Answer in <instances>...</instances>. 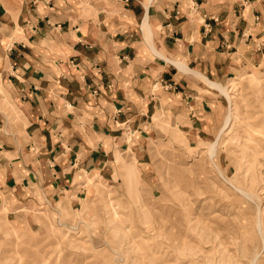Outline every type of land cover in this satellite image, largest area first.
Masks as SVG:
<instances>
[{"label":"crops","instance_id":"1","mask_svg":"<svg viewBox=\"0 0 264 264\" xmlns=\"http://www.w3.org/2000/svg\"><path fill=\"white\" fill-rule=\"evenodd\" d=\"M264 66V0H0V196L63 193L165 111L200 137L222 124L216 84ZM192 111V112H191Z\"/></svg>","mask_w":264,"mask_h":264},{"label":"rangeland","instance_id":"2","mask_svg":"<svg viewBox=\"0 0 264 264\" xmlns=\"http://www.w3.org/2000/svg\"><path fill=\"white\" fill-rule=\"evenodd\" d=\"M201 80L224 105L212 135L184 131L162 111L138 157L126 144L138 133H129L107 162L78 169L54 200L23 204L16 214L0 196V210L8 207L0 218V264H262L264 150L248 155L256 142L245 136L244 118L264 122V66L220 84ZM2 96L0 86L7 113ZM214 221L238 228L216 234ZM29 245L36 259L24 258Z\"/></svg>","mask_w":264,"mask_h":264},{"label":"bare ground","instance_id":"3","mask_svg":"<svg viewBox=\"0 0 264 264\" xmlns=\"http://www.w3.org/2000/svg\"><path fill=\"white\" fill-rule=\"evenodd\" d=\"M215 85V84H214ZM216 86V85H215ZM244 125L246 126V130H244V132L246 133V137L250 140H253L255 141L256 143H253L251 144V148L253 150L252 153H249L248 155L249 156H256V155H260L261 152L264 150V145L262 144L263 140H264V122L261 121V120H251L250 117H246L244 118ZM224 130V128L221 130V132ZM264 160V158L262 159ZM258 161V160H257ZM247 162H248V166L249 167V162H252L251 160L247 159ZM193 165V164H192ZM246 171V170H245ZM234 187V186H233ZM264 189V188H263ZM205 200V199H204ZM5 204V203H4ZM24 206V205H23ZM25 207V206H24ZM202 207V206H201ZM207 207V206H206ZM7 206L6 205H3L1 210H0V218H2L3 216H5V212L7 211ZM25 209H29V208H25ZM112 209H113V206H112ZM28 211V210H27ZM26 211V212H27ZM115 212V211H114ZM187 213V212H186ZM115 215V213H114ZM144 215V214H143ZM172 215H176V212L174 211ZM23 218V217H22ZM219 220V218H218ZM26 226L29 228L30 225L29 223L27 222L26 223ZM237 224L233 223V222H230L228 224V226H222L220 224V221H214L213 222V226H212V231L215 232L216 234H220V233H223V228L224 230H228L227 232L233 234L235 233V231L237 230L238 227H236ZM210 229V228H209ZM171 231V229H169ZM205 234V233H204ZM206 235V234H205ZM208 235V234H207ZM54 239V238H53ZM218 240V239H217ZM216 240V241H217ZM193 241V240H192ZM264 243V241H263ZM57 247V246H56ZM256 247V246H255ZM262 247V246H261ZM22 249V248H21ZM264 249V248H263ZM262 249V250H263ZM38 250V249H37ZM43 250V249H42ZM16 251V249H15ZM57 251V250H56ZM17 252V251H16ZM23 252H24V255L26 257L24 258H28V259H36L38 255V253H35L33 252V250L31 249L30 245L28 248H23ZM179 253V252H178ZM252 253V252H251ZM261 253V252H260ZM18 254V253H16ZM259 254V253H258ZM59 255V253H58ZM12 256V255H11ZM14 256V255H13ZM19 256V255H18ZM71 256V255H70ZM251 256V255H250ZM256 256V255H255ZM254 256V257H255ZM22 257V256H21ZM58 258V257H57ZM46 260V259H45ZM222 260V259H221ZM20 261V260H19ZM67 261H68V258H67ZM70 262V261H69ZM136 262V261H135ZM250 262V261H249ZM15 263V262H14ZM52 263V262H51ZM49 264H50V261H49ZM84 264V263H83ZM94 264V263H93ZM161 264L162 261H161ZM262 264H264V260L262 262Z\"/></svg>","mask_w":264,"mask_h":264}]
</instances>
